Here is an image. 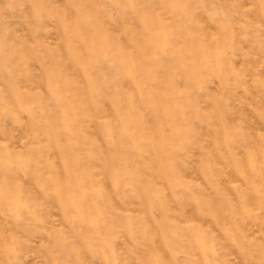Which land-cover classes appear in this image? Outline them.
Returning <instances> with one entry per match:
<instances>
[{
    "label": "rangeland",
    "instance_id": "374dc122",
    "mask_svg": "<svg viewBox=\"0 0 264 264\" xmlns=\"http://www.w3.org/2000/svg\"><path fill=\"white\" fill-rule=\"evenodd\" d=\"M0 264H264V0H0Z\"/></svg>",
    "mask_w": 264,
    "mask_h": 264
}]
</instances>
